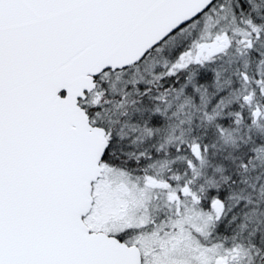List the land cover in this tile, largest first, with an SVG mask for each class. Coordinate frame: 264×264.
<instances>
[{"label":"snow or ice","instance_id":"snow-or-ice-1","mask_svg":"<svg viewBox=\"0 0 264 264\" xmlns=\"http://www.w3.org/2000/svg\"><path fill=\"white\" fill-rule=\"evenodd\" d=\"M0 264H264V0H0Z\"/></svg>","mask_w":264,"mask_h":264}]
</instances>
